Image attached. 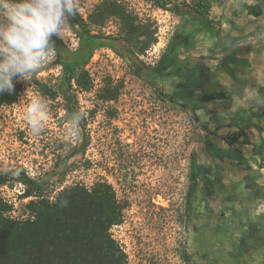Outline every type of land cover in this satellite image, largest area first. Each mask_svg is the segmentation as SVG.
I'll return each mask as SVG.
<instances>
[{"label": "rangeland", "instance_id": "rangeland-1", "mask_svg": "<svg viewBox=\"0 0 264 264\" xmlns=\"http://www.w3.org/2000/svg\"><path fill=\"white\" fill-rule=\"evenodd\" d=\"M103 1L78 0L77 11L85 19ZM116 1L140 22L154 24L156 44L139 58L146 73L133 77L112 51H97L86 67L92 88L77 94L86 120L82 131L64 122L61 100L50 101L35 85L57 83L54 60L30 78L14 80L16 102L0 106V174L45 179L59 171L82 135L89 140L87 150L70 161L63 184L51 181L45 195L52 200L74 185H110L124 206L121 224L110 235L127 264H240V258L229 257L239 241L248 264H264V176L258 161L244 154V137H237L248 119L241 97L264 87L262 0H213L209 19L220 36L215 40L188 18L142 0ZM182 3L190 0H171L168 7ZM177 31L178 39L190 44L186 51L172 41ZM101 34L115 37L116 22H107ZM54 37L76 48L69 29ZM108 81L121 87L116 101L104 103L99 95ZM217 93L225 99L202 102ZM33 101L43 105L38 133L26 118ZM192 154L212 181L210 198L201 188L192 192ZM24 189L15 183L0 188L12 221L28 219L25 205L31 199H21ZM219 213L224 223L217 220ZM222 224L223 234H216L215 225Z\"/></svg>", "mask_w": 264, "mask_h": 264}, {"label": "trees", "instance_id": "trees-1", "mask_svg": "<svg viewBox=\"0 0 264 264\" xmlns=\"http://www.w3.org/2000/svg\"><path fill=\"white\" fill-rule=\"evenodd\" d=\"M142 1L178 18H188L197 23L205 35H210V40L220 37L219 30L213 27L214 23L209 19L213 0H190V3L172 4L170 7L168 4L171 0ZM109 21L117 24L118 34L115 37L101 34ZM68 29L77 41L75 49L67 48L61 40L52 37L56 49L52 66L60 70L57 83L49 87L35 81V85L39 93L50 101L61 100L64 122L82 131L86 120L79 112L77 94L89 92L92 88L86 67L94 54L104 49L112 51L126 64L133 77L141 79L146 70L139 58L156 44V30L153 23L140 22L116 0L101 2L85 19L77 11L68 20ZM177 34L178 31L172 41L186 51L190 44L178 39ZM120 87L112 88L108 81L99 95L100 101H116ZM18 94L19 87L14 84L11 94H0V106H12ZM224 99L223 94L217 93L205 96L202 102ZM243 133L240 132L237 137H244L247 142ZM88 145L89 140L81 135L79 144L72 148L59 171L42 180L35 181L24 174H0V188L20 184L25 188L21 199H31L25 205L28 219L12 221L7 217L11 207L0 197V264H127L126 256L110 235V230L121 224L124 209L110 185L103 182L95 183L90 188L74 185L56 192L52 200L45 195L51 181L57 185L63 184L70 171V161L83 155ZM254 153L259 163L258 174L264 176V166L261 165L264 155L257 149ZM190 181L194 193L198 188L204 191L212 188L207 170L198 163L194 154L190 159ZM205 195L210 198L213 191ZM260 195L264 197V193ZM227 201L231 199L227 198ZM191 204L187 202L188 217L193 215ZM242 245V241H239L238 246H233L234 251L229 257L233 261L240 258V264H248L247 258L240 253Z\"/></svg>", "mask_w": 264, "mask_h": 264}, {"label": "clouds", "instance_id": "clouds-1", "mask_svg": "<svg viewBox=\"0 0 264 264\" xmlns=\"http://www.w3.org/2000/svg\"><path fill=\"white\" fill-rule=\"evenodd\" d=\"M77 10L78 0H0V94H11L14 80L30 78L55 59L52 37L68 29ZM26 118L38 133L43 105L33 101Z\"/></svg>", "mask_w": 264, "mask_h": 264}, {"label": "crops", "instance_id": "crops-1", "mask_svg": "<svg viewBox=\"0 0 264 264\" xmlns=\"http://www.w3.org/2000/svg\"><path fill=\"white\" fill-rule=\"evenodd\" d=\"M248 95H243L241 99L243 100L242 105L245 107L244 115L246 116V129L243 130L247 133L248 138L256 140H249L244 142L246 145L247 157L253 161H258L255 156V149L261 151L264 155V87H258L252 89L251 91L247 90ZM256 110V111H255ZM257 119V120H256ZM249 148V149H247ZM250 148H253L251 150ZM264 187V186H263Z\"/></svg>", "mask_w": 264, "mask_h": 264}, {"label": "flooded vegetation", "instance_id": "flooded-vegetation-1", "mask_svg": "<svg viewBox=\"0 0 264 264\" xmlns=\"http://www.w3.org/2000/svg\"><path fill=\"white\" fill-rule=\"evenodd\" d=\"M262 3L264 4V0H262ZM211 189H212V188H210L209 190H206V191H204V192H205L206 194H209ZM212 191H213V190H212ZM209 212H211V211H209ZM211 213H212V212H211ZM211 213H208V210H206V211H205V216H206V217H210V214H211ZM212 217H214V216L211 215V218H212ZM218 219H219L221 222H223V221L225 220L224 214H223V213H219L217 220H218ZM214 220H215V217H214ZM223 223H224V222H223ZM223 226H224L223 224H222V225H215V227H214L215 233H216V234H223V232H224V231L222 230V229H223ZM205 258H206V261H208V260H207V257H205ZM209 264H212V263L209 262ZM214 264H217V262L214 261Z\"/></svg>", "mask_w": 264, "mask_h": 264}]
</instances>
